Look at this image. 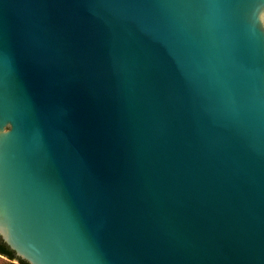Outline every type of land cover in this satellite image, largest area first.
Here are the masks:
<instances>
[{"label":"water","instance_id":"water-1","mask_svg":"<svg viewBox=\"0 0 264 264\" xmlns=\"http://www.w3.org/2000/svg\"><path fill=\"white\" fill-rule=\"evenodd\" d=\"M0 34L18 259L264 264L262 0H0Z\"/></svg>","mask_w":264,"mask_h":264},{"label":"trees","instance_id":"trees-1","mask_svg":"<svg viewBox=\"0 0 264 264\" xmlns=\"http://www.w3.org/2000/svg\"><path fill=\"white\" fill-rule=\"evenodd\" d=\"M0 255L10 261H17L19 264H27L23 260L18 259L14 252L0 238Z\"/></svg>","mask_w":264,"mask_h":264},{"label":"snow or ice","instance_id":"snow-or-ice-1","mask_svg":"<svg viewBox=\"0 0 264 264\" xmlns=\"http://www.w3.org/2000/svg\"><path fill=\"white\" fill-rule=\"evenodd\" d=\"M144 3H151V0H143ZM264 2V0H262ZM0 55H4L3 36L0 34Z\"/></svg>","mask_w":264,"mask_h":264},{"label":"rangeland","instance_id":"rangeland-1","mask_svg":"<svg viewBox=\"0 0 264 264\" xmlns=\"http://www.w3.org/2000/svg\"><path fill=\"white\" fill-rule=\"evenodd\" d=\"M0 264H19L17 261H10L2 256H0Z\"/></svg>","mask_w":264,"mask_h":264}]
</instances>
